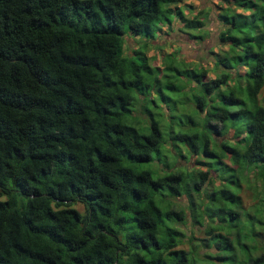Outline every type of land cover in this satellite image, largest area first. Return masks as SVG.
<instances>
[{"label":"trees","instance_id":"trees-1","mask_svg":"<svg viewBox=\"0 0 264 264\" xmlns=\"http://www.w3.org/2000/svg\"><path fill=\"white\" fill-rule=\"evenodd\" d=\"M221 1L207 78L180 48L161 68L146 55L175 20L204 38L208 12L181 0H0V264H264V215L241 220L235 176L257 165L264 188V0ZM125 36L143 38L131 55ZM167 141L215 158L192 187L215 181L205 223L181 173L134 167Z\"/></svg>","mask_w":264,"mask_h":264},{"label":"rangeland","instance_id":"rangeland-1","mask_svg":"<svg viewBox=\"0 0 264 264\" xmlns=\"http://www.w3.org/2000/svg\"><path fill=\"white\" fill-rule=\"evenodd\" d=\"M222 5L223 3L221 0H181V2L177 4V6L180 8L185 18H191L195 14V12L199 10L208 12V18L203 28L205 36L202 40L189 39L188 36L180 34L178 32V30L180 29L179 26L181 25L177 23L176 20L172 24L173 27L170 31L166 29L165 25H163L161 28L162 31L159 33V36L156 37L155 41H153L154 43L149 44L150 47H148L146 51V55L148 57H154V60L151 62V64L154 66H159L158 68H161V65H159L161 55L170 53L173 50L180 48L178 49V58H182L190 63L193 61V63L200 64L206 69L208 68L206 76L207 78H212L213 73L210 70L211 65L209 52L211 50L217 51L219 49L217 47V33L219 31V26L215 19V15ZM142 43L143 38L138 37L137 39H133L132 37L125 36L123 46L124 54L131 55L132 51L135 50L137 47L141 46ZM155 43L160 45V49L157 48L158 46H155ZM258 102L259 104L264 105V86L258 95ZM160 107L163 108L162 103L160 104ZM157 110L158 109L154 111L160 113V111ZM169 117L170 116H166L164 118L165 124L167 125H169L171 121ZM141 119V116H138L136 120L141 121ZM172 122L173 124H177L175 120H172ZM230 135L231 131H229L219 140H223L224 138H230ZM164 137L166 136L164 135ZM210 140L212 141L213 138L211 137ZM179 150L181 151L180 153L182 154V156L179 155ZM156 156L157 154L154 153L152 154V161L150 160L149 162L134 164V167L139 169H148L153 177H159L165 174L175 173V171L181 173V185H187L191 190L188 196L189 202L187 203V208L194 209L196 215H200L198 216V218L200 219L199 222H201L202 220H204V223L208 221V215L206 216L204 213H201L199 209L201 207V204L206 202L204 198H209L210 196L211 200H215L218 196L215 190V181L213 182L212 180L210 183L204 184V186L197 192L193 191L194 189L192 187L195 181H197L198 179L196 172L204 170L206 168L210 170L209 176L211 178L215 175V172L212 171V165H201V162L214 164L213 161L215 160V158H210L209 156H206L202 153H194L191 155L189 151L186 150V147L184 145L180 143L170 144L168 141L166 144L160 147L157 158ZM256 170H258L257 165L252 164L246 166V169L243 173L238 170L237 174L235 171V176L238 178V180H240L241 184L243 182H246L251 189L248 190L246 184H242V187L239 191V197L243 206L242 211L244 213L240 215V218L241 220L243 219L242 221H244V223L246 224L248 222L247 219L249 217L254 218L255 220H260L259 216L264 215V204H258L256 203V201H254V193H259L260 190H264L261 185L262 180L258 179ZM216 183H218L217 180ZM229 191L230 193H234V189ZM260 197H264L263 192H261ZM182 202H185V199H183ZM206 204H208L209 207L211 206V209H208L210 211L209 216L213 215V213L217 211L218 205L215 204V201H209L208 203L206 202ZM74 208L77 209L79 212H83V208L80 204H75ZM227 219L228 217L226 216V222H228ZM235 223H239V220H235L232 225L234 226ZM189 224V222L186 224L187 234H192L196 238H202L203 233L202 230L197 227L198 225L194 224L196 225V227H189ZM177 248L186 250L187 244L184 242L180 244ZM198 262L200 263L201 261Z\"/></svg>","mask_w":264,"mask_h":264}]
</instances>
